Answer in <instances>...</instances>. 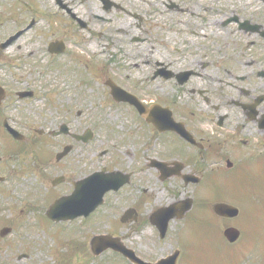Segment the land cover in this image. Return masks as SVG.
I'll return each mask as SVG.
<instances>
[{
	"label": "flooded vegetation",
	"instance_id": "obj_1",
	"mask_svg": "<svg viewBox=\"0 0 264 264\" xmlns=\"http://www.w3.org/2000/svg\"><path fill=\"white\" fill-rule=\"evenodd\" d=\"M221 1H226L227 7L217 8L209 5L207 0H0V62L7 59L2 51H7L9 48L15 50L16 59L22 60L24 64L34 55L43 63L44 60L41 57H46L49 59V64L44 63L47 72L58 70L62 74L65 72L67 75H74L76 81L71 82L74 84L71 100L75 104L84 103V100L89 97V91H93L92 84L100 80L103 90L99 97L104 99L109 97L115 103L117 102V105L121 104L131 109L135 120L144 124V129L152 134L154 140L160 141L159 145L153 147L150 155L143 160L135 162L133 152L121 148L119 152L126 157L119 160L113 155L109 164L89 170L79 178L69 179V176L61 171L54 176H45L41 173L39 177L46 178L50 183L53 179L60 178L57 184L50 185L54 191L46 189V193L51 191V196H55L57 200L58 197L68 196L76 189V183L89 174L100 172L102 169H105L108 175L115 172L119 174L117 180L121 181V186L105 193L102 206L105 208L106 203L108 205L113 198H118L121 204L125 203L126 206L122 213L129 210L128 220L122 223L118 215L114 222L121 225H135L140 221H146L150 225L149 215L168 204L155 205L144 215L141 208L148 203L145 194L149 187L146 179L149 171L163 190L168 180L178 182L185 188L190 186L192 183H186L184 180L186 173L198 175L200 177L198 185L201 184L205 189L208 186L219 185L220 175H231L230 177L234 178L242 174L239 180L246 185L250 183L246 181L251 180V176L244 177L245 172H251L249 147L252 142L250 138L255 140L254 146L261 151L260 157H264V90H260L264 86V0H256L244 15L236 12L235 0ZM227 26L232 31L253 35L255 40L252 42L255 47L252 56L254 58L246 61L240 59V54L241 58L245 57L248 50L241 52L238 50V55L234 54L235 51L227 50H224V53L212 52V42L220 43L223 31L227 34L225 39L230 40V30H223L227 29ZM103 54L112 56L108 60L109 68L107 65L100 64L99 55ZM174 62L180 67L173 69L171 65ZM214 66L217 67L221 76L227 75L229 79H232L230 82L218 78L216 83L226 84L237 94L235 99L229 98L225 104H210V100L215 96L221 97V94H210L213 85L207 81V77L211 75L208 71ZM144 67L147 72L143 70L146 75H143L142 81L139 69ZM241 69H248L245 72L247 74L242 75ZM132 73L135 74L132 76ZM154 81L171 82V86L175 88L189 92L191 95H200L203 104L207 107L203 110L180 111L175 110V107L172 109L170 103L147 102L144 98L149 95L146 84ZM134 82L136 84H133ZM81 84L86 87L85 92L81 90ZM243 84L248 87L246 90ZM3 88L4 96L0 99V112L11 109L15 103L20 105L22 100L31 99L35 94L33 88L23 87L20 90L14 89L10 93L4 86ZM118 89L135 96L147 107L152 103H159L161 107H166L171 111L174 121L179 124L178 129L181 131L185 129L187 135H190L194 141L190 142L189 139L184 138L175 128L163 131L156 129L153 123H148L131 104L122 101L121 97L115 98L112 92ZM60 91L64 92L63 89ZM257 100L258 105L253 108ZM250 107L253 108L252 113H250ZM232 113H235L237 117H233ZM80 115L81 111L77 110L76 116ZM165 118L170 119L166 112ZM5 120L6 117L3 116L2 122ZM61 124H65L67 129L63 128V132L55 137L49 134L51 130L45 131V129H41L42 135H39L38 129L28 133L33 139L36 132L41 136L38 137L40 141L45 135L67 139L60 150L64 152L63 156L57 159L56 153L60 151L54 154L56 166L66 160L75 144L79 142L88 144L91 140L85 143L77 139L84 130L73 131L69 122H61L57 129ZM11 126L22 133L21 128ZM4 133L12 140L5 129ZM26 141L25 135L21 145L23 157L30 154L29 150L23 148ZM38 152L44 156L39 159L44 166L48 164V156L50 159L53 158L51 151L42 143ZM102 152L104 154H100L101 156L106 154L105 150ZM25 168L24 173H29L28 167ZM41 168L44 167L36 165V169ZM179 168H181L180 173L176 174ZM66 185H68L67 190L64 189ZM59 186L63 191L57 193L55 190ZM133 187L138 189L139 196H136L134 200L124 196L121 198L123 193L130 191ZM48 196L49 193L44 196V199ZM181 197L186 196L180 193L179 198ZM177 198L176 195L174 200ZM44 203L39 204L41 208L38 209L37 214L44 211L42 210ZM203 203L210 204L205 201ZM30 211L35 209L29 207L26 210H20L18 215L21 216ZM36 218L37 216L34 218L35 221ZM17 226L16 223L15 227ZM10 228L12 231V227ZM60 246L62 248L59 250L51 249L54 252L51 253L54 259H51L50 264H60L62 260L68 259L61 256L60 250L67 253L72 250L70 255L72 260L76 257L96 256L90 250L89 242H83L79 246H75L72 242L63 243ZM134 251L137 253L135 249ZM25 255L27 257V254ZM137 256L142 260L153 262L140 253H137ZM177 258V264H182L181 250Z\"/></svg>",
	"mask_w": 264,
	"mask_h": 264
},
{
	"label": "rangeland",
	"instance_id": "obj_2",
	"mask_svg": "<svg viewBox=\"0 0 264 264\" xmlns=\"http://www.w3.org/2000/svg\"><path fill=\"white\" fill-rule=\"evenodd\" d=\"M255 1L235 0L236 12L243 15L247 14V11L250 10L249 6H252ZM207 3L220 9L227 7L226 1L207 0ZM223 30H230V40L225 39L227 34L223 31L222 38L219 40L220 43L212 42V52L221 51L224 53V50H227L235 51L234 54H237L238 50L240 52L248 50L245 53L246 56L244 55L245 57L241 58L240 54V59L246 61L254 58L252 56L255 47L254 42H252L255 40L253 35L236 30L232 31L230 27ZM24 51L27 52L25 49ZM2 53L7 59L0 62V83L8 93L14 89L20 90L25 87L26 89L33 88L35 94L31 99L22 100L20 105L15 103V106L11 109L0 113L6 117L7 122H10L9 125H15V127L22 129V133L24 132L27 136V144L33 142V146H39L41 143L46 145L53 158L50 159L48 156V164L44 166L39 160L35 159L34 154L31 153L32 151H29V158L25 157V159L20 156L18 161H14L16 158L13 157L12 162L9 163L4 158L0 163V175L6 177V181L0 184V228L6 225L12 227L11 235L4 239L0 238V264H50L51 259H54V256L51 255L54 252L51 249H59L58 243L60 244L62 240L79 246L83 242H89L93 235H99L100 232L101 234H114L115 232L117 235L112 236L119 237L124 245L126 244L128 247L135 249L137 253L153 261L165 257L174 249H180L182 264H264L263 166L252 170L254 184H252V179L246 181L250 182L245 188L247 196L244 192L238 191L236 187L238 183H235V178L230 177L231 175L219 176L223 189L221 190L220 185L217 196L225 198L224 202H232L240 210L238 218L230 222L227 221V223H231L240 230L241 238L237 241V245H227L226 241L223 240L222 231L227 227L225 226L226 223L213 217L210 206L205 205L209 207V210L208 208L205 210L204 207H199V210L197 208L198 204L203 201H215L213 199L215 198V188L212 192L210 186L207 189L203 186L197 188L194 185L185 188L181 184L179 185L178 182L174 183L173 180H168L163 190V187L152 176L151 171L147 172L146 175L149 187L148 192L145 194L148 203L141 208L144 215L149 208L155 207V205H166V203L174 201L176 195L179 198L180 193L193 197L194 203H196L195 208L188 213L190 215L185 224L181 221L170 222V228L163 240L158 237L155 229L146 221H140L135 225H118L117 222H114L126 207L125 203L121 204L118 198H113L108 205L105 204V208L102 206L88 218L77 219L68 223L59 222L58 224H53L50 220H47L45 209L55 201V196H51V191L54 190L50 186V181L39 177L41 173L45 176H54L61 171L69 176V179L79 178L89 170L109 164L113 155L117 156L119 160L126 157V155L119 152L121 148L133 152L135 162L143 160L144 157L150 155V150L153 147L159 145L160 141L154 140L152 134L144 129V124L135 120L131 109L121 104L117 105L109 97L105 99L99 97L103 90L100 80H96L92 84L91 89L93 91H89V97L84 100V103L75 104L71 100L72 89L74 88V84H71V82L76 81L73 74L67 75L65 72L62 74L58 70L47 72L44 63L49 64V59L46 57H41L44 60L43 63L41 60H37L38 57L34 55L24 64L22 60L16 59L17 53L13 48L2 51ZM99 57L101 59L100 64L107 65L109 68L110 62L108 60L112 56L103 54ZM214 57L213 54V59ZM238 59L239 57L236 58L237 65ZM171 67L175 69L180 66L174 62ZM143 70L147 72L145 67L139 69L142 76L140 80L142 81L144 80L143 75H146ZM246 71L248 69H241L242 75H246ZM208 73L211 75L209 78L207 77V81L213 85L210 94H221V97L215 96L210 100V104H225L229 101V98L235 99L237 97V94L229 86L216 83L218 78L232 82V79L228 78L229 76H221L216 66L211 67ZM134 74L132 73V76ZM92 79L95 80V78ZM136 82L133 84H136ZM146 87H148L149 95L144 98L147 102L170 103L172 109L175 107V110L180 111L203 110L207 107L203 104L200 95H191L189 92L175 88L171 86V82L154 81L146 84ZM243 88L246 90L248 87L243 84ZM62 89L63 93L60 91ZM84 89L86 87L82 85L81 90L85 92ZM260 90H264V86ZM77 110L81 111L80 116H76ZM200 113L202 112L200 111ZM234 114L231 115L237 117ZM61 122H69L70 128L75 132H82L89 128L93 132V138L88 144L80 142L77 145L75 144L66 160L56 166L54 154L62 149L67 139L64 140L62 137L52 138L45 135L42 136L41 141H35L34 139L41 136L34 132V138L32 139L28 133H33L37 129L55 130ZM131 132L133 134H130ZM250 139L252 142L249 147L250 167L252 165L254 167L262 158L255 155L260 156L262 153L254 146L255 140ZM8 142L10 141L2 130L0 120V153L8 150L3 145V143L7 144ZM102 150L106 151L103 156L99 154ZM5 152L3 153L5 154ZM36 165H41L44 168L36 169ZM25 167H28L29 173L22 175V172L26 170ZM247 173L251 176V172ZM241 175H237L238 181ZM64 187H66L65 190L68 189V185ZM46 189L51 191L46 193ZM137 190L133 187L130 191L123 193L121 198L124 196V198L134 200L136 196H139ZM60 191H63V189L59 186L55 192ZM139 191L141 192V187ZM48 193L49 196L44 199V196ZM42 203H44L42 205L44 211L37 214L38 209L41 208L39 204ZM29 207H33L35 211H30L21 216L18 215L20 210H26ZM36 216L37 220L35 221ZM16 223L20 226L15 227ZM52 235H56L60 240ZM72 252V250L69 253L60 252L62 257H68L67 260H62L60 264H128L127 260L110 251H104V253L97 256L99 258L75 260L76 263H74L72 257H70ZM21 253L27 254V257L18 259Z\"/></svg>",
	"mask_w": 264,
	"mask_h": 264
},
{
	"label": "water",
	"instance_id": "obj_3",
	"mask_svg": "<svg viewBox=\"0 0 264 264\" xmlns=\"http://www.w3.org/2000/svg\"><path fill=\"white\" fill-rule=\"evenodd\" d=\"M1 96L2 93L0 91V98ZM129 101L136 106L140 114H142L149 122H153L156 126H159V121L161 122V124L164 123V125L165 122H167V119L165 118L154 119V116L158 114L157 112L159 108L153 107L151 109H147L144 108L142 105L138 104L137 102H133L132 100ZM116 180V174H93V176H91L85 182H79L77 186L78 188H76V191L68 199L59 200L55 205H53V207L51 208L52 210L49 212L50 216L58 220L59 218L70 219L80 214L87 215L91 212V210L94 209L96 204L101 203L103 197L102 195L103 193H105V191L112 188L117 189L121 185V181ZM192 181L196 182L197 180L195 181L192 179ZM191 206V199L187 198V200L179 201L176 204L170 205L169 207L156 211V213L153 215V218L159 217L160 219H162L160 223H156V225L159 227L161 236H164L167 230V222L175 217H183L184 212L188 211ZM213 211L219 216L221 215L229 218L238 215V211L236 208H234L233 206H229L225 203L213 205ZM223 234L231 243L235 241L240 235L238 230L233 227L226 229ZM100 242H102L100 238L93 239V243H96L95 247L98 252H101L103 248H106L107 246L115 247L117 250L121 251L124 255H126L130 260H133L135 262L138 261L141 264H150L143 263L141 260L135 258L134 254L130 250L124 249L119 243L116 245L114 243L113 245L110 242H102L103 244ZM99 244H101V246H99ZM176 256L177 254L168 256L167 259H162L158 261L157 264H175Z\"/></svg>",
	"mask_w": 264,
	"mask_h": 264
}]
</instances>
